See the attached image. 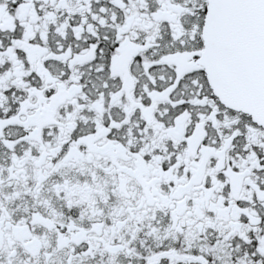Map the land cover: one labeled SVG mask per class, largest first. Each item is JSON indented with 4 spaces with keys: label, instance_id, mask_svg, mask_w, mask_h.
<instances>
[{
    "label": "snow or ice",
    "instance_id": "snow-or-ice-1",
    "mask_svg": "<svg viewBox=\"0 0 264 264\" xmlns=\"http://www.w3.org/2000/svg\"><path fill=\"white\" fill-rule=\"evenodd\" d=\"M0 264H264V0H0Z\"/></svg>",
    "mask_w": 264,
    "mask_h": 264
}]
</instances>
